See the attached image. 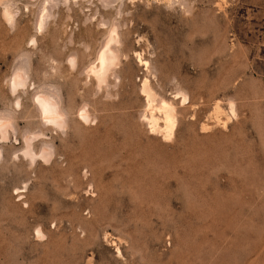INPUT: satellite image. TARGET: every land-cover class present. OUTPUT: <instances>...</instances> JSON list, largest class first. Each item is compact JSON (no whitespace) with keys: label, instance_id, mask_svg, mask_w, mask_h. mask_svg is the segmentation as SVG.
<instances>
[{"label":"rangeland","instance_id":"obj_1","mask_svg":"<svg viewBox=\"0 0 264 264\" xmlns=\"http://www.w3.org/2000/svg\"><path fill=\"white\" fill-rule=\"evenodd\" d=\"M111 27L101 87L83 69ZM145 79L177 109L168 139L139 118ZM39 88L64 129L39 121ZM0 115V264H264V0H0Z\"/></svg>","mask_w":264,"mask_h":264},{"label":"bare ground","instance_id":"obj_2","mask_svg":"<svg viewBox=\"0 0 264 264\" xmlns=\"http://www.w3.org/2000/svg\"><path fill=\"white\" fill-rule=\"evenodd\" d=\"M42 2V1H41ZM46 2V0H45ZM3 4V3H2ZM1 4V5H2ZM6 4V3H5ZM43 5V4H42ZM109 5V4H108ZM121 5V4H120ZM4 7V5H2ZM11 6V5H10ZM41 6V5H40ZM44 6V5H43ZM46 7V4L45 6ZM5 9V8H4ZM44 10L47 11V7L44 8ZM50 10V9H49ZM39 11V10H38ZM38 13V12H37ZM46 15L48 13L45 12ZM43 11V14H45ZM118 15V14H117ZM2 16V15H1ZM13 15H11V13L7 10L3 11V17L4 20H6V22H8L9 24L12 23L13 20ZM37 16V15H36ZM35 16V17H36ZM49 16V13H48ZM34 17V15H33ZM43 17V15H42ZM40 17V21L37 20L38 22V30L41 31V29H43V21H45L48 17H46L44 15V17H46L45 20H42L43 18ZM50 17V16H49ZM42 18V19H41ZM16 19V18H15ZM36 19V18H35ZM34 19V20H35ZM65 19V18H64ZM69 19V18H68ZM33 20V19H32ZM89 21V20H88ZM102 21V20H101ZM100 21V22H101ZM87 22V21H86ZM5 23V22H4ZM46 24V23H45ZM85 24V23H83ZM100 24V23H99ZM111 24V23H110ZM113 24V22H112ZM106 25V24H105ZM31 26V25H30ZM11 27V26H10ZM36 27V25H35ZM43 27V28H42ZM98 27V25L96 26ZM109 27V26H108ZM9 28V26H8ZM11 30V29H10ZM116 27H111L109 32L107 33L108 36L105 40V42L101 45L102 48L100 50H98L99 52L96 53V58L93 60V63H91L88 67H86L85 74H87V76H91L95 82L97 86H101L103 84H105L106 79L108 77V75L113 72V70H115L114 68H116L117 64H118V60L120 58H118V53L117 50L115 49V45L118 44V38H117V31H116ZM34 32V31H33ZM38 32V31H36ZM35 32V33H36ZM39 33V32H38ZM40 35V34H39ZM101 41V40H100ZM55 43V42H54ZM69 44V42H68ZM71 44V43H70ZM32 45V44H31ZM34 45V43H33ZM32 45V47H33ZM119 45V44H118ZM117 47V46H116ZM88 48V47H87ZM119 48V47H118ZM85 49V48H83ZM73 55V53H71ZM68 56L70 54H67ZM32 56V55H31ZM71 57V56H69ZM75 57L73 56V58H69L67 60L68 67L70 66H74L75 64ZM20 59V58H19ZM126 59V58H125ZM132 59V58H131ZM50 60V59H49ZM22 61V60H20ZM25 59L23 60L22 64L20 63L21 66L26 67V62H24ZM27 61V60H26ZM37 61V60H36ZM51 61V60H50ZM5 62V61H4ZM14 62V61H13ZM66 62V61H65ZM139 63H142V60L139 59L138 61ZM17 63V62H16ZM18 63V64H19ZM66 63V64H67ZM16 64V66L18 65ZM146 62H144V66L146 67ZM15 68H13V73L11 75V77H9L10 79H8L9 81V89L11 94H14L18 89H24L26 84H27V69L22 68L21 66H17ZM30 67V66H29ZM148 68V65L147 67ZM72 69V68H71ZM74 69V68H73ZM87 69V70H86ZM53 70V69H52ZM11 71V72H12ZM70 71V70H69ZM147 71V70H146ZM153 71V69H152ZM82 72V71H81ZM53 73V72H52ZM83 74V73H82ZM114 74V72L112 73ZM80 75V74H78ZM147 75V74H146ZM148 76V75H147ZM116 77V75H115ZM113 78V77H112ZM117 78V77H116ZM115 78V79H116ZM114 79V78H113ZM56 80V79H55ZM116 81V80H115ZM59 82V81H58ZM176 82V81H175ZM86 83V82H85ZM82 84V83H81ZM116 84V83H115ZM137 84V83H136ZM30 85V84H29ZM87 85V84H86ZM102 87V86H101ZM106 87V84L105 86ZM109 87V86H108ZM50 88V87H49ZM100 88V87H99ZM116 88V87H115ZM40 89V88H39ZM42 89V88H41ZM38 90V92H35V94H33V98H32V102L33 105L35 106V110H37L38 112V116H40L39 121L41 122V124H43L44 126H50L53 127L58 130H62L66 127V117H65V112L63 110L62 104H61V100L60 98L52 91L50 90ZM99 90V89H98ZM141 95L144 97V102H145V109H144V114L142 116H140L139 118L147 125L146 127H148L150 134H157V135H164V138H169L173 132V129L175 127L176 124V108H175V104L173 105L170 101H167L163 98L158 99L155 95V93L153 92V90L151 89L148 81L145 79L143 80L142 84H141ZM23 91V90H22ZM61 92V91H60ZM98 92V91H97ZM96 94V92H95ZM23 95V94H22ZM108 95V94H107ZM106 95V96H107ZM30 96V95H29ZM94 97V96H93ZM111 97V96H110ZM109 97V98H110ZM17 99V98H16ZM15 99V100H16ZM108 99V98H107ZM115 99V98H114ZM173 99L174 100H180V106L182 107L186 101V97L185 95L181 94V93H176L173 95ZM31 101V99H30ZM187 102V101H186ZM15 106H19V101H15ZM218 105V104H217ZM216 105V106H217ZM230 105V104H229ZM196 106V105H195ZM233 106V105H231ZM87 107V106H86ZM86 107L80 108V110H78V114L76 113L78 119L83 122V123H87L89 121V115L86 111ZM29 108V107H28ZM230 108V107H229ZM231 112L233 113L232 107H231ZM234 115V114H233ZM232 115V116H233ZM142 117V118H141ZM193 117V116H192ZM191 117V118H192ZM94 124V123H93ZM189 125V124H188ZM13 122H12V118L8 115H0V140L2 142H6L8 139V133L10 131H13ZM43 127V126H42ZM203 128V127H202ZM201 129V128H200ZM69 132V131H68ZM35 133V132H34ZM63 133V131H60V134ZM14 134V131L13 133ZM28 134V133H27ZM25 135V134H24ZM163 137V136H162ZM31 137H23V142L25 145L24 151H23V155L24 157L28 158L30 160V162H33V160L35 159V155L33 153V151L31 150ZM54 140V139H53ZM42 145V144H41ZM44 146V145H43ZM49 146V145H48ZM47 146V147H48ZM42 147V146H41ZM43 147L40 151V154L38 157H40L41 159H43L44 161L48 160L50 157V152H49V147ZM40 148V147H39ZM90 151V150H89ZM1 152V151H0ZM73 154V153H72ZM1 159V158H0ZM27 159V160H28ZM12 160V159H11ZM15 160V159H14ZM11 162V161H10ZM30 165H32L31 163H29ZM19 165V164H18ZM29 166V165H28ZM32 167V166H31ZM13 173V172H12ZM82 193V192H81ZM38 229V228H37ZM35 237V236H34ZM41 237V233L39 230L36 231V238ZM39 239V240H40ZM38 240V239H37Z\"/></svg>","mask_w":264,"mask_h":264}]
</instances>
